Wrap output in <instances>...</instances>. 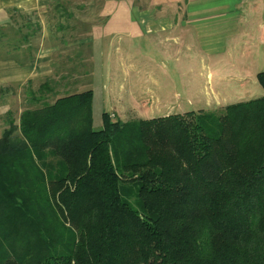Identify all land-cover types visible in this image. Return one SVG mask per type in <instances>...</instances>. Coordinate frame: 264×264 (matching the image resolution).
<instances>
[{
  "label": "trees",
  "instance_id": "obj_1",
  "mask_svg": "<svg viewBox=\"0 0 264 264\" xmlns=\"http://www.w3.org/2000/svg\"><path fill=\"white\" fill-rule=\"evenodd\" d=\"M55 84L0 138V264H264V96L95 131Z\"/></svg>",
  "mask_w": 264,
  "mask_h": 264
},
{
  "label": "crops",
  "instance_id": "obj_2",
  "mask_svg": "<svg viewBox=\"0 0 264 264\" xmlns=\"http://www.w3.org/2000/svg\"><path fill=\"white\" fill-rule=\"evenodd\" d=\"M252 1L0 0V138L9 129V121L18 127L22 114L36 109L33 100L41 96L40 88L47 80L61 69L78 67L73 62L74 52L83 64H79L81 69L87 61H95L93 54H98V59L107 54L110 70H124L125 78L130 79L131 90L125 89L133 106L122 109L124 114L129 113L126 117L132 114L135 120H151L193 112L195 109L174 107L181 100V92L176 88L169 91V85L152 84L160 89L152 96L149 77L154 69L148 63L134 65L125 58L133 54L140 40L141 47L176 56L181 76H187L184 90L188 97L195 96L200 86L201 92L206 88L208 102L224 105L253 99L256 81L252 91L246 88L252 78L246 62L247 56L253 55V44L248 43L253 33L246 25L255 11ZM55 7L65 16L61 19L64 21L56 26L47 16L41 19V26L37 24L36 32L19 37L22 25L30 24L31 18L17 24L18 14L36 12L42 13V18ZM263 29L261 26L258 31L261 44ZM12 30L17 32L11 34ZM68 30L77 38L65 52L61 40ZM74 46L76 49H72ZM66 53H70L68 58H64ZM236 54L242 57L236 60ZM165 69L164 65L159 68L163 72ZM134 72L138 74L132 75ZM136 76L138 81L132 80ZM143 76L147 78L145 85L139 80ZM80 86V82H74L73 87L79 90L73 93L81 92Z\"/></svg>",
  "mask_w": 264,
  "mask_h": 264
},
{
  "label": "rangeland",
  "instance_id": "obj_3",
  "mask_svg": "<svg viewBox=\"0 0 264 264\" xmlns=\"http://www.w3.org/2000/svg\"><path fill=\"white\" fill-rule=\"evenodd\" d=\"M255 5V11L254 14L248 18L247 27H249V32L253 33V36L249 37V39H252V42L248 41V43L253 44V55H248L246 62L247 65H249V70L252 73V78L250 77L249 82L247 83V90L252 91L253 83L256 81V86L254 87V98H261L264 96V90L258 83L257 75L260 72H264V29H263V41L262 44L260 42V39L258 37V31L261 26H264V0H255L252 1ZM49 14H45L42 16V18L39 16L42 13L37 14H18V22L17 24H22V22L26 21V18L30 19V24L27 23L26 25H22L24 28L22 29L23 32L19 33L23 37L26 34H32L37 31V24L38 26L42 25L41 19L46 20V17H49V20L51 22L52 19H54L55 25L58 24V21H64L61 20L64 15H62L61 10L59 7H55L53 10L49 11ZM16 15V14H14ZM66 20V19H65ZM61 24V23H59ZM57 26V25H56ZM25 29V30H24ZM14 32L17 31H11V34H14ZM64 37H62L61 45L62 49L68 51L71 49L69 47V44H75L76 36L72 35L71 32H66L63 34ZM248 44V45H249ZM141 40L138 42V45L136 48L132 50L131 56H125L127 62H133L134 65H139L140 63H148L153 71H151L150 75V83L151 86L149 88H153V94L156 95L158 92L160 93V89L152 86V84L161 83L163 85H169L167 86L169 88V91H175L176 90L181 92V97L179 101H177L174 104L175 108H182L185 110H193L196 114L202 112V113H219L224 110L225 107L233 104H219V103H213L211 100L208 102V96L206 95V88H203V92H201L202 87L198 86L196 88L197 94L195 96L188 97L186 94V91L184 90L185 84H188L187 82V76H181V71L177 67V60L176 56H174L173 53L170 54H163L162 51L156 50L153 48H145L142 46ZM250 47V45H249ZM72 49H76L75 46ZM73 53V52H72ZM70 53L64 54V58H68ZM75 59H73V62H76L78 64V67L73 68H65L61 69L62 71L58 72L57 75L52 79L56 84L53 85L54 90H57L59 95H67L69 93H73L75 91H78L79 87H73L74 82H80V91H88L91 90L93 92V103H92V117H93V129L95 131H100L105 127V118L104 115L107 114L115 116L116 119H112V121H120L123 124H131L135 123L136 120L133 119V115L126 117V115H129V113H123L122 109L124 107H130L129 104V96L126 92L127 90H131V87L128 86L131 85L130 79L125 78V72L124 70H110L111 66H109V55L106 54L105 57H101V59H98V54H93V58L95 61H92L91 63L87 64L85 63L84 69H81V61L79 60L78 56H76V52L73 53ZM73 57V58H74ZM242 55H240L237 58V54L234 56L236 60H239ZM74 64V63H73ZM81 64V65H79ZM165 66L167 70L160 71L159 68L162 66ZM141 72H139L140 74ZM132 75H137L138 72L131 73ZM146 77L143 76L141 79V84L145 85L146 83ZM132 80L138 81L137 76L132 77ZM144 80V82H143ZM182 80V84H181ZM254 81V82H253ZM180 84V86H178ZM176 86V87H175ZM166 88V89H168ZM208 89V88H207ZM256 89V90H255ZM155 91V92H154ZM166 91V90H165ZM140 93V91L138 92ZM176 98V97H175ZM192 100V101H191ZM191 101V102H189ZM136 105V104H135ZM192 105V106H191ZM225 107H223V106ZM222 106V108H221ZM182 111V110H180ZM190 113V112H189ZM118 117V119H117Z\"/></svg>",
  "mask_w": 264,
  "mask_h": 264
}]
</instances>
